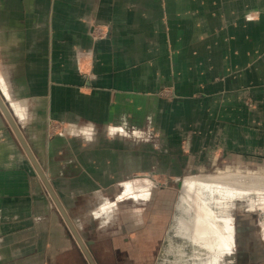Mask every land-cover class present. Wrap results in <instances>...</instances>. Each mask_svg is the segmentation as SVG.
I'll list each match as a JSON object with an SVG mask.
<instances>
[{
	"label": "crops",
	"instance_id": "obj_1",
	"mask_svg": "<svg viewBox=\"0 0 264 264\" xmlns=\"http://www.w3.org/2000/svg\"><path fill=\"white\" fill-rule=\"evenodd\" d=\"M0 99L94 263H158L163 203L125 185L260 161L264 0H0ZM188 195L233 252L230 219ZM0 264H91L1 107Z\"/></svg>",
	"mask_w": 264,
	"mask_h": 264
},
{
	"label": "rangeland",
	"instance_id": "obj_2",
	"mask_svg": "<svg viewBox=\"0 0 264 264\" xmlns=\"http://www.w3.org/2000/svg\"><path fill=\"white\" fill-rule=\"evenodd\" d=\"M162 94L166 98L172 96L170 90H164ZM240 159L239 162H232L230 159L228 161L222 159L207 161L204 166H198L193 172L169 183L154 182L150 177V180H145L144 177L142 181L139 179L125 185L134 188L139 185L148 187L150 184L149 189L157 194L158 202L163 203L164 227L167 228V222L170 224L169 229H165L162 260L155 264H201V259L208 256L206 253L204 255L202 252L195 251L199 257L193 258V248L185 241L190 237L188 230L174 228L178 212L183 211L185 205H189L190 211L195 212L197 226H208V222H199L202 216L199 215L201 210H195L194 201L187 197H185L186 200L179 201L178 211H175L180 193L183 191L187 194L200 193L202 202L208 205L209 211L215 217H213L214 221L224 225L226 224L224 221L230 219L229 224L232 228L230 237L235 240V246L233 252H228V250L225 252L233 255L221 259L217 264H259L257 262L259 258L264 264V152L261 153L260 161ZM214 175L228 177L237 175V177L243 178L247 185L242 187L225 184L192 186L186 182L183 183L187 178ZM251 181L256 183L254 188L250 187ZM180 183L182 187L179 186ZM125 186L122 188L124 189ZM122 188L120 187L121 190H123ZM202 202L199 201V203ZM212 233L216 234L214 231ZM99 252L101 264H115L112 256L107 257L101 248H99ZM210 255L212 256V254ZM210 264H214V262L212 261Z\"/></svg>",
	"mask_w": 264,
	"mask_h": 264
},
{
	"label": "flooded vegetation",
	"instance_id": "obj_3",
	"mask_svg": "<svg viewBox=\"0 0 264 264\" xmlns=\"http://www.w3.org/2000/svg\"><path fill=\"white\" fill-rule=\"evenodd\" d=\"M197 216L195 214V212H191L189 205H185V208L183 209V211L178 212V216L174 222V228H182L185 230H188L189 232V238H187L186 243L188 245H190L193 248L194 251V255L193 258H196V256L199 257L198 254H195V251L198 252H202L208 255L207 258L205 259H201V264H210L211 261H214L216 258L218 259L217 263H219V261H221V259L223 258H227V257H232L230 255L233 254H229L228 252H225V249H221L220 251L218 250L217 246H218V241L216 240V237L213 236L211 241V245L212 247L208 248L203 240L207 237L206 236H199L198 234H196L195 229L197 226ZM199 226V225H198ZM200 227H202L200 225ZM210 239V236L207 235ZM225 252V253H222ZM212 254V256L210 255ZM211 256V257H210ZM236 256H238L236 254ZM215 263V261H214Z\"/></svg>",
	"mask_w": 264,
	"mask_h": 264
},
{
	"label": "water",
	"instance_id": "obj_4",
	"mask_svg": "<svg viewBox=\"0 0 264 264\" xmlns=\"http://www.w3.org/2000/svg\"><path fill=\"white\" fill-rule=\"evenodd\" d=\"M0 107H1V109H2V112H3L4 116L7 118L9 124H10V125L12 126V128L17 132V134H18V136H19V138H20V140H21V142H22V144H23L25 150L27 151L28 155L30 156V158L32 159V161H33V162L35 163V165L37 166V170H38V172H39L41 178L43 179V181H44V183H45V185H46L48 191L50 192L51 196L53 197L54 201L56 202V204H57V206H58L60 212L63 214V216H64V218H65V220H66V222H67L69 228H70L71 231L73 232V234H74V236H75L77 242H78V243L80 244V246L83 248V250H84V252H85L87 258H88L89 261L91 262V264H95L94 261H93V259H92L91 256H90L89 252L87 251L85 245L83 244L81 238L79 237V235L77 234L76 230L74 229V227H73L71 221L69 220L68 216L66 215V213H65V211L63 210L62 206L59 204V202H58V200H57V198H56V196H55V194H54V192H53V189H52L51 185H50L49 182L47 181V179H46L45 175L43 174V172L40 170L39 166L36 164V162H35V160H34V157H33L32 153H31V151L29 150L28 146L26 145L25 141L23 140L21 134H20L19 131H18V128H17V126H16V124H15V122H14V119L12 118V115H11L10 111L8 110L7 106L4 104V102H3L1 99H0ZM179 186L182 187V184L180 183ZM185 197H187L188 199L192 200V198H190L191 196H189L186 192H184V191L181 192V193H180V196H179V199H178V202H177V204H176V206H175V211H178V208H179V201L182 200V199H184ZM190 205H192V204L190 203Z\"/></svg>",
	"mask_w": 264,
	"mask_h": 264
},
{
	"label": "bare ground",
	"instance_id": "obj_5",
	"mask_svg": "<svg viewBox=\"0 0 264 264\" xmlns=\"http://www.w3.org/2000/svg\"><path fill=\"white\" fill-rule=\"evenodd\" d=\"M195 180H197V177L196 178H194ZM212 179V178H211ZM229 181V180H228ZM197 182H198V180H197ZM203 182V181H202ZM209 182V181H208ZM218 184V183H217ZM244 184V183H243ZM255 187L256 186V183H252V184H250V187ZM218 225V224H217ZM221 227V226H220ZM226 229V228H225ZM224 229V230H225ZM219 236H221V237H219V240H220V242H222V244H223V247L225 248V249H232V246H231V240L229 241L227 238H225V235L223 236V235H219ZM229 244V246H227Z\"/></svg>",
	"mask_w": 264,
	"mask_h": 264
},
{
	"label": "built area",
	"instance_id": "obj_6",
	"mask_svg": "<svg viewBox=\"0 0 264 264\" xmlns=\"http://www.w3.org/2000/svg\"><path fill=\"white\" fill-rule=\"evenodd\" d=\"M95 33L97 34V33H99L98 31H95Z\"/></svg>",
	"mask_w": 264,
	"mask_h": 264
}]
</instances>
